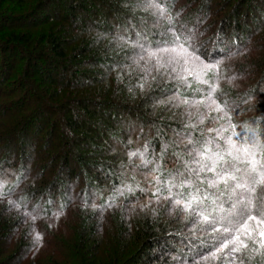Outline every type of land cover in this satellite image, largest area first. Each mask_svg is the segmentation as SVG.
Wrapping results in <instances>:
<instances>
[{
    "label": "trees",
    "instance_id": "obj_1",
    "mask_svg": "<svg viewBox=\"0 0 264 264\" xmlns=\"http://www.w3.org/2000/svg\"><path fill=\"white\" fill-rule=\"evenodd\" d=\"M56 1L61 3L66 0H23L21 12L17 15H11L7 9L3 10L2 6H0V30H10V32L2 38L3 42L0 43V51L9 56L17 51L25 53L28 58L25 64V75L27 76L25 77L24 82H19L21 83L19 88L16 87L15 89L16 91L21 89L23 103L25 101L34 100L35 107L37 108H32L28 114L22 116L20 119H16L15 122L17 123L14 124V129H17L18 126L20 127L23 120L27 117L36 116L39 118L42 111L53 112L54 108H59L67 114V111H70L69 109H72L75 106L77 107V112L73 114V116L68 114V117L65 118L69 128L72 127L76 130H81L83 127L81 126V123L83 121L88 125L95 122L97 126H101L102 128L107 129V131L113 130L117 132L116 135L120 137L122 141L126 139L125 134L120 132L121 130L118 131V129L113 127L115 126V122L121 117L126 121L127 128V126H131L136 121L141 120L145 123L146 132L140 133V142L137 141V144L134 143L132 146L130 145V149L126 148L127 153L128 151H130V153L133 151H139L140 153L143 151V153H146L147 151V153L150 154L151 160L155 155H159V158L157 162L155 161L156 163L149 164V171L147 174H149L151 178H148L147 181L149 184L147 186L152 189L147 193L136 188L134 190L135 195L131 193L130 195L118 196L115 192L121 185V180L127 181L128 179L123 169L125 166H110L105 164L106 167L104 168L109 169V173L103 176V173L98 170L97 176L94 180H88L86 177H83L82 174L81 176L78 174L77 178H80L82 184L86 181V185L84 188H81L80 191L72 193L71 196H69V199L65 201L64 198L58 199L54 197L56 190L60 187V183L57 181L59 178H56V180L50 183L52 178L47 177V175L51 174V177L57 175V170L62 166L63 170L68 169L70 156H72V152L75 151L73 148L74 146L70 145V147H68L70 142L68 143L66 140L64 141L62 138L60 139L58 137L60 141L65 142L64 146L58 149L59 147L57 146V143L52 144L50 139H46V144L47 146L49 145V148H47L49 150L52 149L51 153L54 154L51 156L50 153H47L45 157L48 159L50 158V160H48V163L44 167H41V170L36 176L31 178L34 181L30 182L28 180L29 178H26L27 176H22L23 171H27L28 169L25 165L27 158L25 155L28 156V154L23 151L24 156L21 157V163L20 165L18 164L17 167L18 170H14L13 174H11L12 176L15 174V176L12 177L3 174L5 171L0 172V177L3 178L2 191L4 192V195L0 197V199H10L14 206L24 210V212L31 217L30 219L34 226L32 227L33 235L30 234V237L33 236V238H31L32 240L30 241L29 239L24 240L22 236L18 237L19 244L16 246V250L18 251L15 253H8V256L6 257V255H3L5 253H3L4 248L1 241L4 240V238H7L6 240H10L9 243H11L15 238L17 239L16 235L18 228L13 230L14 232L11 234L7 235L9 229L7 228V222L4 221L5 219L0 218V264H23L24 261L28 260L30 254L37 256L42 253L44 249H50V251L53 252L47 257L46 261L41 262L34 260L33 256L31 264H55L57 261L55 258H58L56 253L62 255L61 257L66 262L64 264H90V259L87 255L94 251V246L92 247L90 244V240L95 234L94 228L96 225L92 222L93 220L86 218L78 231L74 228H60L59 230L56 229V227L53 228L46 222H49V220L51 222L53 219L47 217L65 211L68 205L76 202H84L87 204L98 203V206L103 210L110 211L118 203L139 204L151 197L152 199L158 200H162L163 197H171L172 201L175 199H181L187 202L189 195L197 189H199V195L201 198L204 196L209 197L208 195L213 192L214 188L208 187V185L204 184V182L202 183V180L200 179L195 180L193 172L190 174L187 170L183 171L179 167L177 160L174 157H169L172 150L166 149V146L171 145V147L176 150V147L171 144V133L175 132L179 134L186 129H189L191 132V137L189 139L192 143L200 144L199 150L197 149L198 151H203L206 148L204 145L211 143V146L207 147L211 150L207 153L208 155L215 153L217 147H227L228 145L218 138L219 135H216V130L212 128L207 121L206 123L203 122L204 120L193 122L190 120V116L182 121L181 114L184 109L177 111L176 109L171 108L173 110V115H171L167 112L168 110L166 107H162L158 110L156 107L152 108L151 105H154L155 101L168 95L164 94L165 92L175 94V97L183 100H190V110H193V108H197V101H202L203 104L212 103L209 99V93L211 92L210 86L218 85L217 91L212 93V99L215 100L217 104L224 106L225 111L228 113V118L231 117V123L236 125L234 130L237 132L242 131L244 128L248 127L250 123H253L258 118L261 119L264 115V105L260 103V100L257 101L256 104H254V100L251 105L246 106L252 101V99L256 98L258 93L256 94L254 90L241 92L235 87V84H239L242 79L249 77V74L251 73L250 71H252L251 68L254 67L255 64L264 68V39H261L264 37V29L258 31V33L261 34V37L258 38L259 40H256L254 37V34L257 33L255 29V32H253L254 30H251L253 36L250 38L249 35L248 41H246L249 32L245 31L241 22L227 19L209 22V13L201 18L202 13H200V11L201 8L204 7L201 5L202 2L201 4H198V0H194V2L192 1L194 4L191 8L192 12L188 13L186 11L189 9V5L183 3V0H175L174 6L169 3V0H164L165 3L162 4V6L168 8V14L172 17L171 23L165 17L157 23L158 26L160 25L159 27H161L158 32H163L165 29L163 27L167 25L166 30L168 33L166 31L164 34V39L167 40V43L164 47H177L178 44H183L185 42V37L190 35L192 47L189 51L195 49L196 54L200 56L205 64H217V68L214 71H207L202 75V77H208L209 83H200L196 85L195 82L197 80L195 75H189L187 73L184 75V71H180V68L178 71L176 70V73H174V71L171 72L168 68L167 70H163L162 67H159L156 64V60L150 62V65L145 66L142 69L144 72H142L140 68V70L130 69L132 72H128L127 74L129 75H126L125 78L124 75L127 70L120 71L119 75L123 76L120 80H116L115 78L110 79L111 75L119 69L129 67L127 63H121L117 60V58L121 59V57H124L122 54H125V52L120 53L123 46L118 45L117 40L119 39L128 43L134 42V40L131 39V36L128 33L123 32L124 28H119L121 30L119 35L115 34L113 32L114 29L109 25L110 23L105 17L106 15H100L95 19L93 18V20H91V25L89 26H86L85 23L83 25V23L79 22L80 19L78 18L79 16L77 13H88L90 7H93L95 4L94 1L96 0H82L88 1L87 3L80 2L79 0H70L71 2L68 1L69 7L65 8L66 10H59L60 7L56 9L54 8L53 15L51 17L49 16V18L61 22L62 27H68L80 32L72 42H77L78 47L72 50L70 56L67 54L64 47L66 43L64 36L65 34L70 33L67 30H60L61 34L59 35H47L44 40L42 39V41L39 42L40 47L42 48L40 51H27L23 49L24 45L31 44V42L26 38L25 33H17L12 26L8 27L9 23H24L30 20H38V22H42V11L53 8L54 2ZM110 2L112 4H117L119 3V0H110ZM107 7L103 4L104 10L106 9V12L109 13L108 17H116L120 19L129 18V15L126 16L123 12L121 13L120 10L119 12H109ZM177 12H179V15H177ZM103 19L105 22H103ZM149 22L150 21L147 20V24ZM186 27H192V29L188 30ZM153 29L154 28H149L148 32L152 39H156L159 33H156V29ZM173 31L180 36L179 41L175 40ZM194 35L195 37H193ZM204 35L209 36L203 41L202 38ZM227 39L229 43L226 45ZM140 43L144 45L143 50L140 49L141 47L138 48L139 45L138 47L136 46L138 51H142L140 55L138 54L140 58L147 57L148 51L163 47L156 44V42L149 41V39L141 40ZM185 46L187 47V45ZM242 58H246L247 60L242 61ZM44 59H46V63L42 65L41 61ZM234 60L235 62H233ZM135 62H137V60ZM93 63H99L108 72L104 74L101 72L98 74L99 72H96V70L94 72H85L81 69V67H85L86 69L88 65ZM198 63L199 62H196L197 66L199 65ZM191 64L193 63L191 62ZM131 66L132 63L130 67ZM155 68H157V74L154 76L155 78L151 80V73L154 72ZM186 68L192 71L194 70L190 68L189 65ZM184 69L185 67L183 70ZM199 71L201 70L196 72ZM182 73L183 75H181ZM30 75L31 77H36V81L41 85L42 89L39 90V88L35 86H29L30 84L27 86V83L29 82L27 77ZM181 77L186 79H182ZM232 77H235V79H232ZM45 83L55 87V89L51 90L50 88H44L43 86ZM141 85H143V87H141ZM11 91L13 90H10V92ZM138 91H140V93L141 91H144L145 93L140 97L139 94H136L139 93ZM2 94L0 92V95ZM136 100H138V102H136ZM133 102L136 103L134 104ZM2 108L3 107L0 105V109ZM8 110H5L3 115H7ZM190 112L192 113L193 111ZM205 113L207 114V112ZM86 116L94 119L87 117L88 119L86 120ZM30 122L31 119H29L27 123L30 124ZM87 124L85 126L86 128H88ZM150 125L157 126L159 129L156 127L151 128L152 126L149 127ZM30 128H32V123ZM12 131L13 129L9 128L8 131L3 132L0 128V143H2V141H11L12 137H14ZM126 131L127 130H125V133ZM69 132L68 137L72 139V144L74 142V145L81 146V144H79L81 140L78 137H75V134H73L70 129ZM159 134L163 139L160 136H157ZM51 135L54 138L56 137L54 130ZM62 136L64 137L66 135L64 134ZM141 141H144V143ZM259 142L260 149L257 151L256 155H258V160L261 161V158L264 155V141L261 139ZM145 143L147 144L145 145ZM180 145L188 147L186 142H181ZM146 148L149 149L146 150ZM190 150H193L192 147ZM127 153H123V150H117L116 153L112 155L113 158L111 159L123 158V161H127L126 157H129ZM75 154L83 161L81 153ZM63 158H65L64 161ZM85 163H87L86 160ZM2 166L7 168L6 171L9 168L4 157L0 158V167ZM217 168L219 169V167ZM74 171L75 170H71L70 173L73 174ZM157 177H159L160 183H157ZM173 177L175 179H173ZM169 180H172L173 184L176 186L171 187L168 184ZM184 181H191V185H189V187H181ZM94 183H97V187H95ZM147 186H145V188L148 189ZM170 187L171 191H169ZM95 191H101V199L96 200L93 194L91 195V193ZM102 191L109 193L114 192L115 195L112 200L108 201ZM256 193L257 195H260V192H258L257 189ZM212 195L215 196L214 193H212ZM220 196L223 195H217L214 203L211 199L213 204H211L207 198L203 199L202 203L194 204L193 207L196 209L197 213L203 212L205 215H209L210 219H212L214 217L210 212L213 209H216V203L221 209H224L223 207H229L225 201L218 199ZM257 201L255 202L257 203ZM51 203L54 204L50 205ZM259 204L260 201H258L257 205ZM216 216L219 217L218 214ZM230 216L233 219L235 218L233 213L230 214ZM33 217H35V219H33ZM142 218L143 220L139 221L133 219H131V221H127L126 219L123 221V227H125L129 233L132 232L134 234L133 236H135V238L133 239L135 245L138 244L137 248L141 245V247H143L138 254L130 259V261H133L132 263H136L144 257H147L148 259L157 258L158 255H155L152 250L156 247H161L164 243L166 244V240L170 237L166 238L167 235L176 229H180L179 225H175L177 220L167 219L171 217L166 216L165 212L156 211L153 213L146 211V213L142 215ZM215 225L222 228L227 227L235 234H240L241 230L238 231V229H242V225L236 218L232 223L215 222ZM38 235L40 239H37ZM172 239H174V236ZM183 239H188V237H184ZM99 243L101 246L94 247L98 251L103 247V243L100 241ZM123 243H125V248L130 247V242L128 244L126 240H124ZM217 246L218 245L214 248L216 249L219 247ZM215 249L213 250V248L210 247L202 250L201 253H191L186 258L189 261L196 257L210 254L211 251H215ZM5 250H7V247ZM4 256L5 258L1 259ZM245 262L246 261L244 260V263ZM259 262L264 264V260ZM59 264L61 263L59 262Z\"/></svg>",
    "mask_w": 264,
    "mask_h": 264
},
{
    "label": "rangeland",
    "instance_id": "obj_2",
    "mask_svg": "<svg viewBox=\"0 0 264 264\" xmlns=\"http://www.w3.org/2000/svg\"><path fill=\"white\" fill-rule=\"evenodd\" d=\"M70 0H66L65 2H54L53 8L43 10L41 14L42 16V22L37 21H27L24 23H15L10 22L9 26H12L13 29L17 33L22 32L25 33L26 38L29 39L31 44L24 45L23 49L27 51L32 50H38L40 51L42 48L40 47V43L42 39L44 40L47 35L49 34H61L60 30H67L70 33L65 34L64 40H65V50L67 54L70 56L72 53V50L76 47H78V43H72L74 38L78 34H80L79 31L71 29V28H64L61 25V22H57L51 17L54 11V8H59V10L65 9L69 7ZM80 2L82 0H79ZM194 0H183V3H187L189 5V9L186 11L188 13L192 12L191 8L193 7ZM87 3L88 1H82ZM161 4H164V0H160ZM202 2V4H201ZM91 3V2H89ZM93 7H90V10L88 13H82L79 12L77 15L80 19L79 22L85 23L86 26L91 25V20L93 18H98L100 15H106V19L109 21V25L114 29V33L119 35L120 29H123L124 33H128L131 36V39L134 40V42L128 43L122 40H117L118 45H122V51L120 53L122 56L120 58H117L121 63H127L129 67H126L125 69H119L118 71L114 72L111 75L110 79L115 78L116 80H120L122 76H120L119 72L123 70H127V72L124 75V78L128 72L131 73L132 70L135 69H143L145 66L150 65V62L155 61L154 58H150L149 56L140 58L141 50L143 48L138 47V45L141 44V40H148L156 42V44L163 46L166 45V41L164 39V34L167 31L166 26L163 28V32H158V30L161 28L158 26L157 23L160 22V20L163 18L158 13L155 12L152 8H147L146 6H143L141 4V0H119V3L112 4L110 0H96L94 1ZM106 5L109 12L118 11L126 16L129 15V18L120 19L116 17H108L109 13L106 12V9L104 10L103 4ZM191 3V4H190ZM198 4H201L202 7L200 13L201 18L207 13L210 14V18L208 19L209 22L211 21H220L221 19H227L237 22H241V24L244 26L245 31H248L249 34L247 35L246 41H248L249 35L250 38L253 36V32H256L254 34V37L256 40H259L258 38L261 37V34L258 33L260 29H264V0H198ZM197 4V5H198ZM196 5V6H197ZM0 6H2V9H7L11 15H17L20 14L21 8L23 6V0H0ZM195 6V7H196ZM66 10V9H65ZM8 13V14H9ZM114 15V14H113ZM34 20V19H33ZM132 20V21H131ZM147 20L150 22L147 24ZM103 22L104 19H103ZM207 22V23H209ZM79 23V24H81ZM138 25V26H137ZM141 25V26H140ZM249 25V27H248ZM216 26V25H215ZM7 27V28H8ZM188 27V26H187ZM186 27V28H187ZM120 28V29H119ZM149 28L156 29L157 35L156 39H152L151 35L149 34ZM253 28V29H250ZM153 29V30H154ZM188 30H191L192 27L187 28ZM251 30H254L253 32ZM232 31V30H231ZM242 31V30H241ZM10 32V30H0V43L3 42L2 38L3 36L7 35ZM180 32V30H179ZM168 33V31H167ZM263 33V32H262ZM184 34V33H183ZM188 34V33H187ZM114 35V34H113ZM186 35V34H184ZM209 35H204L202 38L203 41L208 37ZM195 37V35L193 36ZM253 38V37H252ZM200 39V38H199ZM229 39V38H228ZM228 39L226 40V45L229 43ZM262 40L264 39L261 38ZM202 41V40H201ZM210 42L209 40H207ZM207 42V43H208ZM257 42V41H256ZM261 43V42H260ZM141 50H137V47ZM144 46V45H143ZM38 48V49H36ZM48 52V51H46ZM50 56H52L50 53H48ZM103 54V53H102ZM119 54V52H118ZM139 54V55H138ZM163 56V59L161 60L164 64L163 70H171L175 69L174 73H176V70L180 68V71H184L183 68L189 67L194 69L193 72H196L198 70H201L200 66L191 64V61H189L188 64L184 63V59L176 54V53H170L160 54ZM170 57H175L172 63H168V60ZM28 58L26 57L24 52H13L12 55H7L6 53L0 51V92L2 95H0V105L3 107L0 109V128L3 132L8 131L9 128L13 129L14 137H12L11 141H2L0 143V158L4 157L8 163V170L7 168H4L3 166L0 167V172H4L5 175L13 174V171L17 169L18 164L21 163V157L24 156L23 151L28 154V156L25 155L26 163L25 165L28 167L27 171H23L22 176L26 178H29L30 181H34L31 178L36 176V174L39 173L41 170V167L45 166L48 163V160L50 158H46L45 156L47 153H50L51 156H53L54 153L52 152V149H48L49 145L46 144V139H50L52 144H56L60 149L64 146L63 141H60L59 138L62 140H66V142H70L68 144V147L74 146V152L72 156H70V162L69 167L66 170H63L62 167L57 170V175L51 177L49 174L47 177L52 178L50 183H52L54 180L57 179L58 183H60V187L56 190L54 197L58 199H63L67 201L69 199V196H71L72 193L75 191H80L81 188H84L86 185V181L82 184L80 178H77V175L81 174L83 177H86L88 180H94L97 176L98 170L103 173L102 175H106L109 173V169H106L105 164L110 166H125L124 173L128 177L127 181L121 180V185L117 189L115 193H117L118 196L123 195H130L131 193L135 195V189L138 188L140 191L143 192H149L152 188H149L147 185L149 182L147 181L150 177L148 173L149 171V164H145L144 161H151L152 164L156 163L159 155H155L152 157V160L150 159V154L143 153V156L137 155L132 157H126L127 161H123V158H113L112 155L116 153L117 150H123V153H127L126 148H131L134 143L137 144L139 141L140 133H145V123L141 120L136 121L133 125L127 126L126 128V121L122 119L121 117L118 119L117 122H115V126H113L115 129H118V131L123 132L125 134L126 139L121 140L120 137H118L116 134L117 132L113 130L107 131V129L102 128L101 126H97V124L94 122L93 124H87L85 121H83L81 124L82 129L76 130L74 128H69L67 120H65L66 117H68V114L72 115L75 114L77 111V107H73L72 109H69L70 111H67L66 114L62 109L54 108L53 112H47L42 111L41 116L37 118L36 116L27 117L23 120L22 125L20 127L18 126L17 129H14V124L16 119H20L22 116H25L28 114L31 109H37L35 107V101L29 100L25 101L23 103L22 96H21V89L16 91V87L19 88V85L24 82L26 71H25V64L26 60ZM243 59V58H242ZM115 60V59H113ZM137 60V62H135ZM236 60V59H235ZM235 60L233 62H235ZM247 60L244 58L242 61ZM42 62V65L46 63V59H44ZM132 63V66L130 65ZM157 64V63H156ZM199 64V63H198ZM74 66V65H71ZM157 66V65H156ZM84 68V69H83ZM82 70L85 72H101L106 73L108 72L105 70L99 63H93L91 65H88L87 68L81 67ZM139 69V70H140ZM157 68L154 69V72L151 73L153 80L155 75L157 74ZM252 71L249 74V77L246 79H242L239 84H235V87L238 88L239 91H252L254 90L256 92V98L252 99L246 106H249L253 103H257V101L260 100V103L264 105V68H262L260 65L255 64L254 67L251 68ZM144 72V70H142ZM112 73V72H111ZM188 74V72L184 71V75ZM96 74V73H94ZM183 75V73L181 74ZM2 80V81H1ZM27 80L29 82L27 83V86L37 87L40 89L41 85L36 81V77H27ZM195 82L196 85L203 84V80H207L209 82L208 77H201V79H196ZM16 82V83H14ZM44 88H50L51 90H54L55 87L48 85L45 83L43 86ZM10 90H13L10 92ZM134 90V89H132ZM4 91V92H3ZM6 92V94H5ZM10 92V93H9ZM135 92V91H134ZM140 97L143 96L145 93L144 91H138ZM74 94V93H73ZM164 94L166 97L158 99L155 101L154 105H151L152 108L156 107L157 110L161 109L162 107L167 108V112L169 114H172V109L182 110L184 111L181 114L182 121L185 120L186 117L190 116V120L195 121H203L206 123V121L211 125L212 128L216 130V135H219L218 138L222 140L224 143H227V138L232 135V132L234 129L230 126L229 118L228 116H224L222 112L216 111V104L217 103H200L196 105L197 108H193V110H190L191 107L189 106L191 101L190 100H183L178 97H175V94H170L168 92H165ZM140 100V99H138ZM136 100V102H138ZM187 101V103H185ZM135 102V103H136ZM134 103V102H133ZM134 103V104H135ZM37 105V104H36ZM189 106V107H188ZM4 108L7 111V115L4 114ZM15 108V109H13ZM172 108V109H171ZM16 111V112H15ZM190 111H193L192 113ZM15 112V113H14ZM82 112V111H81ZM207 112V114L205 113ZM83 113V112H82ZM91 118L89 116H86V120L88 118ZM204 117V118H203ZM31 119L30 124L27 123ZM94 119V118H91ZM32 123V128H30ZM53 123V124H52ZM86 124L88 125V128H86ZM109 124V123H108ZM232 124V123H231ZM199 125V124H196ZM52 126V127H51ZM125 126V127H124ZM152 126V127H151ZM149 127L153 128L157 126L150 125ZM249 129H254L257 133L258 140L260 141L263 139L264 141V115L261 117V119H256L253 123H250L248 127ZM69 129L73 134H75V137H78L81 142V146L74 145V142L72 144V139L68 137L69 135ZM56 134V137H52V133ZM125 130L126 133H125ZM68 131V134H67ZM66 136H62V135ZM157 136H162L159 134ZM59 137V138H58ZM191 137V132L189 129H186L184 132L178 133H171V144L176 147V150H174L171 145L167 146L166 149L172 150L171 154H169V157H174L179 167L184 171L186 169H197L199 165L193 162L194 160V153L195 151H198L200 148V144H193L192 141L189 139ZM74 138V137H73ZM163 139V138H162ZM235 140V137H233ZM69 140V141H68ZM76 140V139H75ZM191 141V143H189ZM140 142V141H139ZM142 142V141H141ZM181 142H186L188 147H184L183 145H180ZM144 143V141L142 142ZM125 144V145H124ZM140 144V143H139ZM147 143H145L146 145ZM205 147L211 146V143H207L204 145ZM48 147V148H47ZM150 147V146H149ZM192 147L193 150H190ZM229 148V145L227 147L219 146L217 147V150H215V153H221L224 155L225 160H231V157L227 155V149ZM48 149V150H47ZM149 148H146L148 150ZM198 149V150H197ZM134 152V151H133ZM75 153H81L82 160L79 159V157ZM130 151H128L127 155H129ZM137 153H140L139 151ZM192 153V154H190ZM108 154V155H107ZM107 155V156H105ZM117 156V155H115ZM114 156V157H115ZM258 155H256V159L258 160ZM65 158H63L64 161ZM196 160H199V156H195ZM260 161L261 164L258 165V170L264 171V155L261 158ZM85 160L87 163H85ZM62 161V162H63ZM156 161V162H155ZM60 162V161H59ZM207 163H211V161H207ZM236 166L239 167L242 170H246L250 168V164L246 161H237L235 162ZM58 166V165H57ZM222 165H218L217 167H221ZM217 168V170H219ZM18 170V169H17ZM71 170H75L74 173H70ZM21 172V171H20ZM120 174V173H119ZM243 173H236L238 177L242 176ZM194 179H200L204 182V184H207L208 179L213 178L214 174L212 172H209L205 170L204 172H199V178H197V173L193 171ZM252 176H255L256 174H251ZM1 176V175H0ZM15 176V174L13 175ZM12 176V177H13ZM55 177V178H54ZM151 178V177H150ZM3 178L0 177V182H2ZM122 179V178H121ZM245 179H251L250 176H246ZM95 187H97V183H94ZM145 186L148 187L145 188ZM185 187H189L188 184H184ZM131 189V190H129ZM257 191L261 193H264V185H258ZM103 194H105L107 200H112L113 196L115 195L114 192L109 193L102 191ZM222 192V193H220ZM240 190H237V193H239ZM101 191H95L91 193L96 198V200L101 199ZM212 193L215 194V196L212 195ZM222 194L223 196H220L218 199L223 200L227 203V208L223 207L224 209H221V207H218L217 203L215 205L216 209H213L210 213L213 215L214 221L216 223L218 222H226V223H232L235 218H231L230 214L233 213L232 210V203H234L238 199L237 196H232L231 199L229 197L231 196L230 190L226 189L224 184H219L217 187L213 189V192L209 194L208 200L211 204L214 203V200L217 195ZM90 195V194H89ZM152 196V195H150ZM167 197H163L162 200L158 199H152L149 198L145 200L144 202H141L139 204H129V203H118L115 207H113L110 211L109 210H103L100 206H98V203L92 204V203H73L68 205V207L65 209V211L59 212L54 214L51 217L47 218H53L49 223L53 228L56 227V229L62 228V229H69L74 228L78 231L84 220L86 218L93 220L92 222L96 225L94 228L95 234L92 236L90 240V244L93 247L101 246L99 243H103V247L99 249V251L93 247L94 251L88 254L89 263L90 264H261L259 261L264 260V247L260 246V237L258 235V232L253 230L251 234V238H249L247 234V230H241L240 234H235L233 231L231 232H224V228L217 227L214 223V227L218 229L219 231L213 232L210 229L207 231H204L205 229H208V225L204 224L200 221L199 217H193L191 211H181L179 206H175L172 203V200L166 199ZM213 203H212V200ZM10 199H0V218L5 219L4 221L7 222L8 234H11L14 232L16 228H18L17 232V239L15 238L11 243L7 241V238H4V240H0L1 244L3 246V255L8 256V253H15L16 246L19 244L18 237H23L24 240L29 239L32 240L30 237V234H32V227L34 224L31 222V217L24 212V210L20 209L17 206H14L13 203H9ZM12 202V201H11ZM48 204V203H46ZM54 203H51L50 205H53ZM258 204V201H257ZM239 207V205H238ZM101 208V209H100ZM147 212H153L161 211L165 212L166 216H170L171 218H167L169 220L176 219L175 225H179L180 229H176L172 231V233H169L166 238V244L161 245V247H156L152 251L155 255H158L155 259H148L147 257L141 258L136 263H132L133 261H130L132 257H134L140 250H142L143 247L137 248L138 244L135 245V241L133 238L134 234L132 232L129 233L123 227L124 220L127 221L133 220H143L142 215H144ZM230 211V212H228ZM218 214L219 217L216 215ZM2 219V220H3ZM160 219H166V218H160ZM196 220L195 223H193V220ZM45 221V220H44ZM134 222V221H133ZM170 222V221H169ZM168 222V223H169ZM42 223V222H41ZM6 225V226H7ZM257 225L255 221H249L248 223V229H256ZM261 228H264V225L260 226ZM29 229V230H28ZM55 229V230H56ZM183 229V231H182ZM28 230V231H27ZM127 232V233H126ZM6 233V232H5ZM231 234V236H230ZM33 235V234H32ZM238 235L240 237L239 240L236 241L235 245L229 244L227 248H222V250L217 251L216 257H212L211 253L207 254L208 259L204 260L199 256L192 260H189L186 258L191 253H201L202 250H205L207 248L212 247L213 250L214 247L218 245L219 247L222 246L223 243H227L228 240L226 238H231L232 236ZM174 236V239H172ZM184 237H188V239H183ZM28 240V241H29ZM126 240V242L129 244L130 247L125 248V243L123 241ZM192 240V241H191ZM190 241V242H189ZM241 241L246 243L248 245L247 248L241 247L240 252H232L230 254V249L233 246L240 247ZM255 241V242H254ZM27 242V241H26ZM189 242V243H188ZM99 243V244H98ZM120 244V245H119ZM123 244V245H122ZM217 246V247H218ZM7 247V250L5 248ZM43 250V249H42ZM41 250V251H42ZM44 251V252H43ZM42 253L38 254L37 256H34L30 254V257L27 261H24L23 264H31V259L33 257L36 261H46L47 257L52 254L53 251L44 249ZM216 251V249H215ZM238 253V254H237ZM58 258H55L56 263L61 264L66 263L65 260L61 257L62 255L60 253H56ZM95 254V255H94ZM147 254V253H146ZM145 254V255H146ZM15 255V254H14ZM10 256V255H9ZM235 257V259H233ZM2 257L1 259H4ZM244 260L246 261L244 263ZM127 261V263H126ZM58 262V263H57ZM192 262V263H189ZM54 264V263H53Z\"/></svg>",
    "mask_w": 264,
    "mask_h": 264
},
{
    "label": "snow or ice",
    "instance_id": "obj_3",
    "mask_svg": "<svg viewBox=\"0 0 264 264\" xmlns=\"http://www.w3.org/2000/svg\"><path fill=\"white\" fill-rule=\"evenodd\" d=\"M169 3L174 6L175 0H169ZM141 4L143 6H146L147 8L154 9L156 13H158L161 17L167 18L171 23L172 17L170 14H168L169 10L167 7L162 6L160 0H141ZM177 15H179V12H177ZM173 35L176 41L180 40V36L176 34L175 31H173ZM185 45H187V47ZM139 46L141 48L144 47L143 45ZM191 47V36L189 35L185 37V42L183 44H178L177 47H158L156 50L148 51V56L150 58H154L159 67H164V64L161 63L163 56H161L160 54L162 53H176L184 59L185 64H188L189 61H191L193 65H195L196 62H199V66L201 68V71L199 72H193L188 68L184 69V71L188 72L189 75H195V78L199 80L201 79L204 72L214 71L217 68V64H205L201 60L200 56L196 54L195 49L189 51ZM174 59L175 57H170L168 63H172ZM173 71H175V69H173ZM181 78L186 79L184 77ZM232 79H235V77H232ZM202 82L209 83L207 80H203ZM141 87H143V85H141ZM210 87L211 92L209 93V99L212 103L215 104L216 101L212 99V93H215L217 91L218 85H211ZM185 103H187V101H185ZM196 103H202V101H197ZM216 111L222 112L224 116H228L227 111H225L224 106L221 104H216ZM229 123L233 129L236 128V125L231 124V117H229ZM233 137H235V140L233 139ZM189 143H191V141H189ZM227 143L229 145V148L226 151L227 155L231 157V160H225L224 155L218 152L208 155L207 153H209L211 150L206 147L203 151H195L194 153L193 162L199 165V167L197 169L186 170L189 171L190 174L191 172L195 171L197 173V178H199V172H204L205 170L212 172L214 176L213 178L208 179V187L215 188L222 183L225 185L226 189L230 190L231 192V196L229 197V199H231L232 196L238 195V199L231 205L233 215L242 225V229H238V231L247 230L249 238H251L253 230L257 231L260 237V246L264 247V228L260 227L261 225H264V193H261L260 195H257L256 193L257 186L264 185V171L258 170V165H260L261 162L256 159V153L260 149V142L258 140L257 133L254 129L249 128H244L242 131L239 132L234 130L232 132V135L227 138ZM137 155L143 156V153H129L130 157ZM195 156H199L200 159L196 160ZM207 161H211V163H207ZM237 161H246L250 164V168L246 170L240 169L236 166L235 162ZM144 162L145 164L151 163V161L147 160ZM218 165H222L219 170H217ZM262 167H264V165H262ZM236 173L243 174L242 176L238 177ZM253 173H255L256 175L252 176L251 174ZM246 176H250L251 179H245ZM173 179L175 178L173 177ZM156 181L157 183H160L159 177L156 178ZM168 184L171 187L176 186L173 184L172 180H169ZM184 184L191 185V181H184L181 187H183ZM171 187L169 188V191H171ZM2 188L3 184L2 182H0V197L4 195ZM237 190H240V192L237 193ZM207 198V196L201 198L199 195V189H197L195 192L189 195L187 202L181 199H175L172 201V203L175 206H179L181 211H191L193 217H199L202 223L208 225V229H205L204 231L210 229L211 231L216 232L219 230L214 227V219H210V216L205 215L203 212L197 213L196 209L193 207L194 204L202 203L203 199ZM166 199L171 200V197H167ZM257 200L260 201L259 205H257V203L255 202ZM9 203L12 202L10 201ZM33 219H35V217H33ZM248 221H255L257 225L256 229H248ZM195 222L196 220L194 219L193 223ZM224 232H230V229L225 227ZM37 239H40L39 235L37 236ZM226 239L228 240L227 243H223L221 247L216 248V251H211L212 257H216L217 251L222 250V248H227L229 244L235 245L236 241L239 240L240 237L238 235H235L231 238ZM241 247L247 248L248 245L241 241V246H233L230 249V254L232 252H240ZM201 258L207 260L208 256L204 255ZM233 259H235V257H233Z\"/></svg>",
    "mask_w": 264,
    "mask_h": 264
}]
</instances>
